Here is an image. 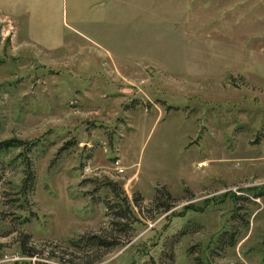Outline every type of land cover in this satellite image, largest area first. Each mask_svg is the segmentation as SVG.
Wrapping results in <instances>:
<instances>
[{
	"label": "rangeland",
	"instance_id": "rangeland-1",
	"mask_svg": "<svg viewBox=\"0 0 264 264\" xmlns=\"http://www.w3.org/2000/svg\"><path fill=\"white\" fill-rule=\"evenodd\" d=\"M36 7L0 15V143L34 144L0 153V264H264V0Z\"/></svg>",
	"mask_w": 264,
	"mask_h": 264
},
{
	"label": "trees",
	"instance_id": "trees-1",
	"mask_svg": "<svg viewBox=\"0 0 264 264\" xmlns=\"http://www.w3.org/2000/svg\"><path fill=\"white\" fill-rule=\"evenodd\" d=\"M31 145L34 144H30L28 146H26L25 142L18 140V139H9L6 141H3L0 143V153L5 151V150H9V149H18V148H22L23 151H30L31 150ZM36 183V176L35 173L32 169V166L29 162L25 163V168H24V179H23V183H22V188H21V192L20 194L24 196V198H26L28 196L29 193H31L34 189ZM132 209L127 208V211L125 210V212L121 211L117 212V215L121 218H125L128 217L129 215H132ZM82 241H84L82 239ZM84 243H91L92 246L94 247H99V248H109L111 243L107 242L105 239L98 237V236H91L90 238H86V240L84 241ZM27 240H24L20 243V252L23 255H27L28 257L30 256H34L35 254L32 253L30 250H28V252L26 251L27 247ZM78 246V245H77ZM30 251V253H29Z\"/></svg>",
	"mask_w": 264,
	"mask_h": 264
},
{
	"label": "crops",
	"instance_id": "crops-1",
	"mask_svg": "<svg viewBox=\"0 0 264 264\" xmlns=\"http://www.w3.org/2000/svg\"><path fill=\"white\" fill-rule=\"evenodd\" d=\"M50 0H0V15L6 19L15 22L21 18H28L31 19L36 12L38 11V5L49 3ZM46 14V12H43ZM29 22L28 30L24 36V40L27 42H31L33 39L32 37V28L31 22ZM15 35L19 33L18 26H15Z\"/></svg>",
	"mask_w": 264,
	"mask_h": 264
},
{
	"label": "built area",
	"instance_id": "built-area-1",
	"mask_svg": "<svg viewBox=\"0 0 264 264\" xmlns=\"http://www.w3.org/2000/svg\"><path fill=\"white\" fill-rule=\"evenodd\" d=\"M29 258H35V256H33V257H29ZM13 261H15V258H14V260Z\"/></svg>",
	"mask_w": 264,
	"mask_h": 264
}]
</instances>
